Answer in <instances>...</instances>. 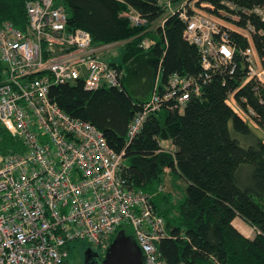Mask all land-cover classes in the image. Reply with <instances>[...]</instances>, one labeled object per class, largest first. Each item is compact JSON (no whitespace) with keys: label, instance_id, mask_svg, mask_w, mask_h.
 Wrapping results in <instances>:
<instances>
[{"label":"trees","instance_id":"obj_1","mask_svg":"<svg viewBox=\"0 0 264 264\" xmlns=\"http://www.w3.org/2000/svg\"><path fill=\"white\" fill-rule=\"evenodd\" d=\"M203 1L216 9L226 7L224 0ZM231 1L241 8L230 10L241 16L239 24L253 25L254 43L264 63V20L254 11L257 6L264 10V0ZM26 2L0 0V23L10 20L25 27ZM57 2L65 8L70 28L88 30L95 45H120L119 53L111 47L103 54L116 68L120 84L89 90L80 79L52 85L50 97L70 115L96 125L123 155L121 173L130 187L149 193L166 220L168 235L158 244L165 262L264 264V84L251 79L242 86L247 64L240 53L248 39L229 30L237 64L233 71L205 68L199 48L184 36L186 23L178 11L185 2V11L193 14L192 0H172L174 12L160 0ZM131 9L147 22L133 24L127 15ZM174 74L192 77L200 86L199 94L192 90L184 105L164 98ZM141 81L147 85L140 89ZM233 92L245 110L254 109L257 125L228 105ZM154 93L164 102L148 112L130 138L129 125ZM165 140L172 149L162 145ZM167 170L187 185L173 214L171 197L162 186ZM237 216L255 228L254 236L234 225Z\"/></svg>","mask_w":264,"mask_h":264},{"label":"built area","instance_id":"obj_2","mask_svg":"<svg viewBox=\"0 0 264 264\" xmlns=\"http://www.w3.org/2000/svg\"><path fill=\"white\" fill-rule=\"evenodd\" d=\"M160 2L175 11L172 0ZM223 3L229 9L192 5L193 14L181 4L185 38L197 45L205 68L233 71L229 30L242 34L249 42L240 53L247 64L242 86L251 79L264 84L253 25L239 24L241 16L231 12L239 7ZM254 11L264 20L261 7ZM26 12L25 27L0 23V264H65L73 242L87 241L102 253L122 228L141 246L145 264H167L158 246L168 235L166 220L149 193L130 187L121 173L123 155L96 125L70 115L50 97L52 85L80 79L89 90L119 85L116 68L103 58L112 44L95 45L88 30L70 28L57 0H27ZM127 15L135 25L147 22L135 9ZM192 90L200 92L192 77L174 74L164 98L184 105ZM163 102L154 93L129 125L130 138ZM227 103L256 124L254 109L245 110L234 92ZM161 143L172 149L169 141Z\"/></svg>","mask_w":264,"mask_h":264},{"label":"water","instance_id":"obj_3","mask_svg":"<svg viewBox=\"0 0 264 264\" xmlns=\"http://www.w3.org/2000/svg\"><path fill=\"white\" fill-rule=\"evenodd\" d=\"M83 264H145V256L135 237L122 228L106 249L105 255L87 247Z\"/></svg>","mask_w":264,"mask_h":264},{"label":"rangeland","instance_id":"obj_4","mask_svg":"<svg viewBox=\"0 0 264 264\" xmlns=\"http://www.w3.org/2000/svg\"><path fill=\"white\" fill-rule=\"evenodd\" d=\"M198 2H204L203 0H192V3L190 2V5H195V7H198L199 5H197ZM201 4V3H200ZM200 7V6H199ZM173 8V7H172ZM207 8V11H210L211 8L208 7H204ZM221 22H224L223 20H220ZM150 43V42H149ZM120 45L115 44L112 47V50L115 48L114 52L117 54L119 52H117V48ZM107 59L112 58V56L108 57L106 56ZM161 82V79H160ZM144 83V84H143ZM147 85L146 82H139V87L141 89V87L143 88L144 86ZM133 88H131L130 90L132 91ZM136 94V93H134ZM137 96V94H136ZM163 193L165 195H169L171 197V208L170 210L171 213H175L176 211V207L177 204L180 203V201L183 199L184 195H185V191L187 188L186 182L180 178L177 175H174L171 172H167L164 175V179H163ZM127 230L130 231V227L129 225L126 226ZM255 228L252 226V232L250 236H254L255 235ZM89 242L87 241H76L73 242L71 244V249H70V255L69 257L66 259V263L65 264H82L83 262V254L82 252H84L83 250L85 249L84 247L89 246L88 244ZM103 255H105V251H102Z\"/></svg>","mask_w":264,"mask_h":264},{"label":"crops","instance_id":"obj_5","mask_svg":"<svg viewBox=\"0 0 264 264\" xmlns=\"http://www.w3.org/2000/svg\"><path fill=\"white\" fill-rule=\"evenodd\" d=\"M169 172V170H167ZM234 225L246 236H250L252 232V226L243 220L241 217L237 216L234 221ZM251 237V236H250Z\"/></svg>","mask_w":264,"mask_h":264},{"label":"flooded vegetation","instance_id":"obj_6","mask_svg":"<svg viewBox=\"0 0 264 264\" xmlns=\"http://www.w3.org/2000/svg\"><path fill=\"white\" fill-rule=\"evenodd\" d=\"M86 249V248H85ZM85 249L83 250V251H85ZM101 253V252H100ZM82 254H83V259H84V252H82ZM102 254V253H101ZM103 255V254H102ZM82 264H83V262H82Z\"/></svg>","mask_w":264,"mask_h":264}]
</instances>
